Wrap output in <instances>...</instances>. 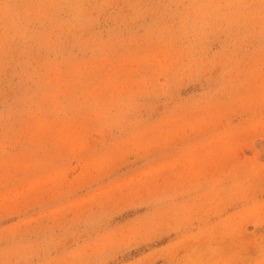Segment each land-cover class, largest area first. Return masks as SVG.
<instances>
[{
	"label": "rangeland",
	"instance_id": "rangeland-1",
	"mask_svg": "<svg viewBox=\"0 0 264 264\" xmlns=\"http://www.w3.org/2000/svg\"><path fill=\"white\" fill-rule=\"evenodd\" d=\"M0 264H264V0H0Z\"/></svg>",
	"mask_w": 264,
	"mask_h": 264
}]
</instances>
